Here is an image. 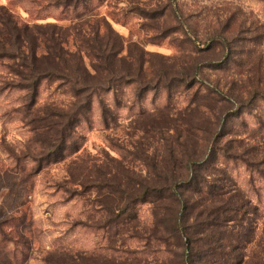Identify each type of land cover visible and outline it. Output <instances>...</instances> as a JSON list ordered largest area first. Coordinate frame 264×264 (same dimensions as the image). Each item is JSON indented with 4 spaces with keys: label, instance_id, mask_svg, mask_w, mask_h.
<instances>
[{
    "label": "rangeland",
    "instance_id": "374dc122",
    "mask_svg": "<svg viewBox=\"0 0 264 264\" xmlns=\"http://www.w3.org/2000/svg\"><path fill=\"white\" fill-rule=\"evenodd\" d=\"M69 4L63 10L48 0H0V8L19 25L53 24L82 54L95 47L97 31L101 47H114L120 59L116 81H110L107 73L97 76L100 89L91 97L90 110L77 119L67 144L76 152L45 166L29 182L27 203L15 217L18 224L23 216L32 230L26 264H44L47 253L59 249L87 259L101 256V264L165 260L166 245L152 236V206H133L127 213L135 215L134 220L126 219L118 227L105 225L111 215L104 202L109 204L110 195L105 190L99 195L90 185L100 171L108 180L117 181L126 171L135 180L149 181L151 159L160 161L167 144L177 147L185 136L187 146L199 155L215 150L208 181L227 183L255 204L260 233L264 0H72ZM85 63L92 73L91 66L100 65L92 58ZM8 64L0 60V169L16 162L30 168L26 156L39 153L35 141L46 134L36 136L21 112H11L25 92L15 88L19 80L10 76ZM125 71L129 77H124ZM67 92L59 82L43 81L37 105L69 108L75 100ZM55 130L46 132L48 138L55 137ZM216 134L222 138L213 146ZM6 195L3 191L0 200ZM99 200L100 230L90 226L95 220L87 213Z\"/></svg>",
    "mask_w": 264,
    "mask_h": 264
},
{
    "label": "trees",
    "instance_id": "16d2710c",
    "mask_svg": "<svg viewBox=\"0 0 264 264\" xmlns=\"http://www.w3.org/2000/svg\"><path fill=\"white\" fill-rule=\"evenodd\" d=\"M48 1L50 6L66 10L72 0ZM81 9L85 11L87 6ZM0 12V60L9 62L6 67L10 76L19 80L15 88L25 92L21 104L11 112H21L30 132L36 136L46 134L45 138L38 137L35 141L39 153L26 156L32 163L30 168L16 162L0 169V195L7 192L0 200V264H26L30 258L32 230L24 224L23 216L18 224L15 217L27 203L29 182L45 166L64 161L76 152H71L67 144L74 136L77 119L90 110L91 97L100 89V72L111 76L110 81H116L120 59L114 47H101L97 31L93 40L95 47L82 54L79 47L74 50L70 47L67 34L58 32L57 26L19 25L4 7ZM75 34L77 37L79 32ZM90 58L100 64L97 68L91 66L93 73L85 63ZM125 73L124 77L131 74ZM43 81L61 83L75 102L69 108L38 107V89ZM51 118L58 120L48 124ZM55 127V137L48 138L47 133ZM220 138L222 135L216 134L213 146ZM185 139L177 147L167 144L166 155L160 161L151 159L149 181L135 180L126 171L117 181L108 180L101 171L98 173L90 186L99 195L104 190L110 195L109 204L104 202L105 212L111 215L105 225L113 223L118 227L126 219L134 220L135 215L127 213L128 210L148 203L155 221L153 240L166 245L163 252L168 257L154 263L135 258L132 264H264V226L258 233L256 225L259 209L237 188L209 182L208 170L215 150L199 155L187 146L188 136ZM94 203L87 213L95 220L90 226L100 230L101 200ZM43 262L101 264V256L87 259L59 249L47 253Z\"/></svg>",
    "mask_w": 264,
    "mask_h": 264
}]
</instances>
